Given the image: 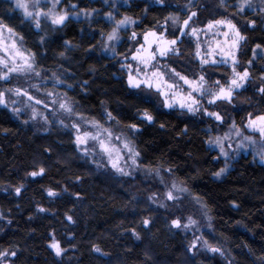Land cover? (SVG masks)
<instances>
[{"label": "trees", "instance_id": "trees-1", "mask_svg": "<svg viewBox=\"0 0 264 264\" xmlns=\"http://www.w3.org/2000/svg\"><path fill=\"white\" fill-rule=\"evenodd\" d=\"M69 1L76 2L79 9L98 10V6L89 7L91 0L63 3ZM116 2L117 13L102 9L100 16L95 12L87 18L66 21L59 31L44 28L48 36L43 46L34 27L5 0H0V19L24 37L43 69L60 67L73 73L76 88L69 95L81 113L102 120L107 109L122 126L137 125L142 166L159 169L162 176L168 174L167 180L182 183L188 192L182 193L178 202L161 207V198L158 203L150 202L139 190H145L139 177L131 182L92 172L79 158L72 157L71 137L59 140L53 135H39L0 108V251L17 253L9 257V264H264V165L252 155L242 154L223 177H216L214 173L225 167V162L206 143L207 129L216 124L207 117L199 120L179 109H165L151 95L130 88L118 71V62L142 41L143 33L159 32L171 14L186 19L181 9L198 13L192 21L198 22V28L225 17L242 28L255 20V28L247 31V40L236 53L237 70L247 68L250 72L246 90L234 94L233 102L237 106L235 118L245 121L248 115L244 113L253 107L260 109L258 113L264 112V96H257L254 102L259 94L256 87L263 86L260 76L264 69L260 65L264 52L253 59L252 51L256 44L264 47V13L253 16L246 9L244 15L233 17L230 14L236 12L237 0H226V7H221L220 0H165L167 7L154 0ZM108 12L116 19L128 16L136 21L129 33L121 32L116 55L101 48L100 33L109 32L113 26ZM132 31L137 33L136 40L130 39ZM182 58L172 57L171 63L180 68ZM224 66L231 71L228 65L218 67ZM145 110L153 116L151 123L140 118ZM41 165L44 174L30 177ZM169 168L172 174L166 171ZM157 180L160 182L159 177ZM18 187L19 195L15 191ZM48 190L58 195L50 197ZM193 197H199L206 207L196 204ZM41 208L44 211H39ZM188 216L199 221L196 229L172 226L173 219L180 217L183 224ZM145 219L149 220L147 227ZM197 236L222 249L223 255L209 252L202 243L192 252L189 246ZM54 240L64 249L60 256L50 247Z\"/></svg>", "mask_w": 264, "mask_h": 264}, {"label": "snow or ice", "instance_id": "snow-or-ice-1", "mask_svg": "<svg viewBox=\"0 0 264 264\" xmlns=\"http://www.w3.org/2000/svg\"><path fill=\"white\" fill-rule=\"evenodd\" d=\"M154 2L167 7L165 0H154ZM220 5L226 7V0H220ZM235 8L236 12L231 13V16L244 15L246 9L252 8V2L251 0H237ZM17 9L21 10L23 21L36 30L35 34L39 37L40 46L46 43L48 36L45 29L41 27V19L45 21L52 32H55L63 29L66 21L70 19V14L71 17L77 19L80 16L87 18L96 11L93 9L89 12L86 9H79L76 4H70V13L69 9L63 7L61 0H15L13 11ZM181 11H185L187 17L182 21L179 17L171 15L166 18V22L172 21L174 31L169 33L166 23L161 26L159 32L147 31L143 33L142 41H138L137 46L124 55V61L120 67L127 75V83L130 88L155 94L161 98L163 106L167 109H179L193 116L201 113L213 121L217 127H222L225 125L224 116L218 111H210L205 105L214 106L217 102L231 105L234 101V94L246 90L245 85L250 80V72L247 68L242 71L237 70L239 61L236 53L241 44L246 42L247 37L242 34L241 28L232 18L213 19L208 21L204 27L197 28L191 26V22L194 17L198 16V13L187 9H181ZM107 18L113 26L109 32L100 33L101 48L105 52L116 55V46L121 43L122 39L121 32H127L136 21L128 16L116 19L111 12L107 13ZM255 26V20L247 21L245 30L255 28ZM5 33H7V37H5ZM130 39H137L135 31L131 32ZM186 40L189 44L194 45L191 55L199 67V71L192 76L178 71L170 62L172 57L184 55L180 45H183ZM65 46H68L67 42ZM256 49L264 52V47L261 44H256L252 50L253 58L256 57ZM60 55L63 56L64 53L61 52ZM261 59H264V56H261ZM248 64L251 65L252 61H248ZM219 65H228L231 68V75L226 77L223 82L206 75L210 66ZM42 72H45V69L38 65L36 53L25 47L24 37L4 20H0V81L5 84H11L14 79H24L25 81L39 79L40 81L38 84L28 83V87L22 85L0 87V106L11 108V111L17 116L24 108H28L31 109V119L33 120L37 116H41L45 124L58 122L65 128L70 127L75 133L74 143L85 157H92L93 163H96L98 157L104 165L109 166L121 176H131V170L141 167L140 152L136 149L134 142L125 135L122 128L114 129L113 125L118 126L120 122L111 112L105 110L102 114L103 122L85 117L76 109L75 102L67 96V93L59 94L46 88L47 81L42 76ZM52 79L54 86L63 83L55 72L52 73ZM42 87H44V92L42 96H38L37 93H40ZM257 92L264 96V86L259 87ZM12 97L19 99H12ZM37 105H42L43 110L38 112ZM57 113L72 122L66 125L63 119H57ZM50 116L52 120H49ZM140 118L148 123L153 121V116L147 110L143 111ZM245 120L246 122L242 126L238 125L234 119L231 120L227 125L228 131L224 132L222 136H210L206 141L210 147L217 148L220 155L225 158V167L214 173L215 176L219 177L227 171V159L229 158L227 149L232 147L233 137L240 141L235 149L237 152L245 149L246 145L252 147L258 144L259 151L256 152V155L259 156L261 162H264V114L253 116L249 113ZM82 123L86 125L84 129L81 128ZM127 128L133 133L139 130L135 124L128 125ZM207 131L211 133L212 129L209 128ZM96 166L101 167V164L97 163ZM44 171L43 168H40L39 171H33L29 175L40 176L44 174ZM149 171H155L159 177L160 183L165 189L161 193L165 200H180V194L188 192L182 183L178 185L175 180L171 182L170 186L165 183V177L160 174L159 169H149ZM166 171L172 174L171 168ZM15 191L19 195L21 188L18 187ZM47 194L50 197L58 195L52 190H48ZM149 199L155 203L156 194L153 193ZM192 199L202 208L206 207L199 197ZM160 206L165 207L166 205L162 203ZM39 211H44V209L41 208ZM203 214L207 215L206 212ZM67 219L71 220L72 218L69 216ZM198 223L199 221L193 216L186 217V222L183 224L179 218L173 219L171 222L173 227L184 230L196 229ZM143 224L147 227L149 220L145 219ZM133 235L139 239V234L133 231ZM198 243H202L209 252L223 255L222 249L213 246L199 236L191 242L190 250L197 248ZM50 247L54 249L57 256L62 255L64 251L60 243L55 240ZM93 250L104 255L99 247H94ZM16 255L15 251H0V264H9V257ZM261 259L264 260V258Z\"/></svg>", "mask_w": 264, "mask_h": 264}, {"label": "rangeland", "instance_id": "rangeland-1", "mask_svg": "<svg viewBox=\"0 0 264 264\" xmlns=\"http://www.w3.org/2000/svg\"><path fill=\"white\" fill-rule=\"evenodd\" d=\"M5 1L11 3V7L10 8H12V9L15 8V0H5ZM116 1L117 0H91L90 4H89L90 5L89 7L92 9L93 6H98V10L95 11V12H98V13L102 9L103 10L114 11L115 13H117V6H116L117 2ZM146 1L151 2L152 0H146ZM93 2H94V5L92 4ZM112 2H114L115 5ZM251 2H252V8H250L249 11L253 12V16H255V14L258 13V12L259 13H264V11H262V9H264V0H251ZM61 4L63 5V7L65 9H69V5L70 4H76V2L73 3L71 1H69L68 3L64 4L63 0H61ZM16 11L21 13L20 15L22 16L21 10L17 9ZM69 11L71 13L70 9H69ZM95 12H93L92 14H95ZM97 16H100V13ZM171 16L180 18L179 14H171ZM167 17H169V16H167ZM72 19H73V17H71V14H70V19L69 20H72ZM74 19H76V18H74ZM183 19H185V16L183 17ZM165 21H166V19H165ZM180 21H182V20L180 19ZM166 23H167L168 29L173 30V31L175 30L171 20H168ZM197 24H198V22H192L191 26L198 28ZM204 26H205V24L202 25V27H204ZM263 26H264V21H263ZM41 27L42 28H48L46 23H45V21L43 19H41ZM238 27H240V25ZM240 28H241L242 34L245 35V36L247 35V31L251 30V28H248L247 30H245L246 26H243V28L242 27H240ZM131 29H132V25L127 30L128 33L130 32ZM15 31L17 32V30H15ZM5 37H7V33H5ZM202 39H203V37H202ZM24 42H25V39H24ZM25 47L29 48L27 46L26 42H25ZM180 47H181V52L184 53V55H183L184 58H182L181 62H179V64H178V66L180 68H178L177 66H176V68H177V70L179 69L178 71H183V72H185V74H188L189 76H192L193 74H195V73H197L199 71L198 63L192 59V55H191V53L193 51V48H194V45L193 44H189L187 42V40H186L183 45H180ZM262 53L263 52H261L260 49H256V54H257L258 57H260L262 55ZM187 60L189 61L190 65L187 64ZM123 61H124V59H122L121 61L118 62V71L127 80L126 73L120 67V65H121V63ZM262 64L263 65H260V66H261V68L263 67V69H264V61H263ZM255 65H259V64H255ZM172 66H173V64H172ZM181 66H182V69H181ZM219 69H221V68H219L218 66H215V67H211L210 66L208 68V70H207L206 75L207 76H211L213 79H220L221 82H223L225 77H227L228 75H231V71L229 70V68L227 66H224V68L221 69V70H219ZM237 69H238V67H237ZM220 71H222V72H220ZM53 72L56 73V75L60 78V80L63 81V83H60V84H57V85L54 86V81L52 79V73ZM220 75H222V77H220ZM258 75L260 76L261 74H258ZM42 76L47 81L46 88L49 91H54V92L59 93V94L67 93V96L70 97L69 91L70 90H74L76 88V87H74L75 84H74L73 73L71 71H68V69H64V68L62 69L60 67L59 68H55V69H45V72H42ZM262 77H264V73L260 76V80L263 82L262 85L264 86V80H262ZM258 79H255V80H258ZM28 83L38 84V83H40V81H39V79H36V80H31L30 79L28 81H25L24 79H19V80H15L14 79L11 84H5L3 81H0V87H14V86H21V85L24 86V87H28ZM69 85H71V87H69ZM256 88L258 89V87H256ZM43 92H44V87L41 88L40 93H37V95L38 96H42ZM144 92L146 94H148L149 96L151 95L158 103H161V98L160 97L156 96L155 94H150L147 91H144ZM254 93H255V90H254ZM259 95L260 94H256L255 95L254 102L257 100V96H259ZM12 99H19V98L12 97ZM233 102L235 103V100ZM17 106H20V105H17ZM36 107H37V111L38 112L43 110V106L42 105H37ZM75 107H76V102H75ZM205 107H208V109L210 111H218V112H220L221 115H223L224 119H225V125L224 126L217 127L215 125L214 128L213 127L211 128L212 129L211 133L208 132L209 137L210 136H222L224 134V132L228 131L227 125L233 119L237 122L238 125H241V126L243 125L244 122H246L245 119H244L245 121L242 120L240 122L239 120H237L235 118V113H233V112H234V109H236L237 106H235L234 104L230 105V104H226V103H223V102H217V104L214 105V106L205 105ZM0 108L6 109L10 113V115L13 117V119L16 120L19 124L23 125L26 128H29V129L33 130L35 133H37L39 135H53L56 139H59V140H60L59 137H61L62 139H68V138L71 137L70 140H71L72 145H73V149H72L73 150V156L72 157H74L75 159L79 158L80 161L84 162L87 165L88 170H91L92 172H95V173H97L99 175H107V176H110L112 178L114 177L117 180H123L124 179V180H128V181H131V182H133L135 178L139 177L138 179L140 180V182L143 183V185L145 187V190H143L142 188H140L139 190L144 192L145 196H148L147 199L150 202H153V201H151L149 199V197L153 193L156 194L157 199L161 198L162 203H164L166 205L169 204V203L172 204V203H175V202L179 201V200H177V201H167V200L164 199V197H163V195L161 193L165 189H164L163 185H161V183L157 180L158 176L155 174V172L149 171V169H147V168L142 166V164L140 162V157H139V162H140L141 167L131 170L132 171V175L131 176H121L118 173H116L114 170H112L109 166L104 165V163L102 161H100L98 157L96 158V163L92 162V160H93L92 157H85L83 155V152L74 143V135H75V133H74V130H72L70 127L69 128H65V127L61 126L58 122L45 124L44 120L42 119L41 116H37V118L35 120H33V119H31V109H28V108H24L19 116L14 114L11 111V108H5L3 106H0ZM255 108L253 107L254 110H251V112H250L253 116H255L257 114H264L263 111H261V113H258V111L260 112V109L259 110H255ZM76 109L79 111V109L77 107H76ZM165 109H167V108H165ZM105 110L107 111V109H104L103 113L105 112ZM246 114L248 115L249 113L245 112L244 116ZM84 116L88 117V118H92V117H89V116H86V115H84ZM195 116L198 117L199 120H204V117H206V116H203L201 113H198ZM57 119L58 120L59 119H63L64 123L66 125H68V124H70L72 122L71 120H69L68 118H65V116H63L60 113H57ZM73 119H75V118H73ZM49 120H52L51 116L49 117ZM25 121H27V123H25ZM101 122H103V120H101ZM85 127H86V125L82 123L81 124V128L84 129ZM113 127H114V129L115 128H122L124 130L125 135H127L134 142V144L136 146V149L138 150L137 144H136V135H137L138 131H136L134 133L130 132V131H128L127 127H124L121 124H119L118 126L117 125H113ZM239 142L240 141H239L238 138L233 137L232 147L230 149H227L229 151V158L227 159V170L231 167L232 163H234L235 159L239 155H242V154L243 155H249L250 154V155H252L255 158V160L257 162H259L260 164L264 165V162H261L259 156L256 155V152L259 151V145L258 144L255 145V146H252V147H248L246 145L245 149L240 150L239 152H237V151H235V149H236V146H237V144ZM211 148L215 149V150H217L219 152V150L217 148H215V147H211ZM226 148H227V145H226ZM219 154H220V152H219ZM220 157L225 162V158L223 156H221V155H220ZM97 163L101 164V167H97L96 166ZM224 166H225V163H224ZM40 168L45 169V167L42 166V165H41ZM33 171H39V169H36V170H33ZM226 172L224 174H222L221 176H219V177H223L226 174ZM163 175L165 176V183L169 184V186H170L171 181L166 179L169 175L166 174V173H163ZM30 177H32V176L30 175ZM35 178L33 177V179H35ZM180 196L182 197V193L180 194ZM155 203H158V201H156ZM178 218H180V217H178ZM199 245L201 246V244H199ZM200 246H197V248H195L193 250L195 252H197L199 250V248H201ZM193 250L191 249L192 252H193Z\"/></svg>", "mask_w": 264, "mask_h": 264}]
</instances>
